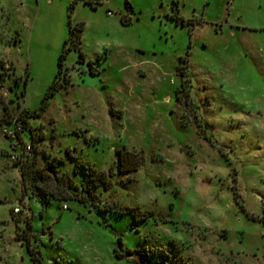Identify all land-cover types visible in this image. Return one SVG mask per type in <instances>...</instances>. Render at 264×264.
<instances>
[{"label":"rangeland","instance_id":"374dc122","mask_svg":"<svg viewBox=\"0 0 264 264\" xmlns=\"http://www.w3.org/2000/svg\"><path fill=\"white\" fill-rule=\"evenodd\" d=\"M92 1L0 0V117L41 106L68 5L94 70L70 50L68 86L22 135L76 197L24 199L0 134V264H32L27 247L41 264H264V0Z\"/></svg>","mask_w":264,"mask_h":264},{"label":"trees","instance_id":"16d2710c","mask_svg":"<svg viewBox=\"0 0 264 264\" xmlns=\"http://www.w3.org/2000/svg\"><path fill=\"white\" fill-rule=\"evenodd\" d=\"M85 4H88L91 8H96L97 5H99L98 1H92V0H83ZM72 7L71 5H68L67 7V38L63 41L61 50L59 52L58 58H57V73L53 76V78L50 81V84L48 85L47 91L44 94V96L41 99V106L38 108V110L28 112L25 109H21L19 112H17L16 117L17 121L20 123L21 128V136L23 135V131L25 129H28L32 134L31 127L29 126V123L27 121L28 118L32 117H39L42 111L44 110L45 106L47 105V101L50 97H52L61 87L68 86V79L64 78V75H61V68H62V62L65 59L67 53L70 50H74L77 52L78 55V63H85L88 67V72L90 74H94V70L92 68V63L89 60H86L85 54L80 50V35L83 30V23L78 22L73 25H71L69 21V12ZM127 9L130 11L131 9L127 6ZM175 13V12H174ZM172 20H174L175 24H180L181 26L185 25L184 21L181 20L179 17H172ZM125 23V20L122 21ZM128 22V21H127ZM7 69H4V64H0V75L3 74L2 72ZM13 114L5 112L2 113L0 117V125L1 124H8L9 119ZM30 145V156L28 159L21 165H13L14 167H17L20 171L22 186H23V194H25V191H33V190H41L42 194L44 196H48L49 198H53L56 200H66L71 199V197H76L74 194L75 187H73L70 179L68 178H62L55 174V171L53 170V167L45 168L41 171L35 168V158H36V152L35 147L31 144ZM123 158L119 155L118 157V167L119 172H126L128 169L126 167L124 168L122 166ZM81 168L84 173L89 177H102V173H96L93 169L84 167L81 163H76L75 169ZM47 180H50L49 185H45V182ZM40 184L44 185L43 187L40 186ZM37 201L41 202L42 209L44 207V201L40 200L39 197H37ZM82 199V197H79V200ZM82 202V201H79ZM107 210L115 212L117 214H124L125 212H130L134 217L137 216V212L134 209L127 208V207H120L117 209L107 208ZM31 226L26 223V230H30ZM118 244L121 245L120 240L118 241ZM27 253L29 257V261L32 264H41V261L39 259L38 252L35 251L32 247H27ZM117 258H120L121 255L115 254ZM140 262L139 264L143 263V260H145L146 256L139 255ZM137 259V257H136ZM138 262V261H137Z\"/></svg>","mask_w":264,"mask_h":264},{"label":"built area","instance_id":"2783aa9c","mask_svg":"<svg viewBox=\"0 0 264 264\" xmlns=\"http://www.w3.org/2000/svg\"><path fill=\"white\" fill-rule=\"evenodd\" d=\"M108 15H110L108 13ZM4 69H8V65L4 64ZM20 123L17 121L16 115H12L8 124L0 125V134L3 138L12 141V149L14 152L7 154V158L11 165L21 166L30 156V145L22 140ZM62 209H65L63 206ZM26 210V209H25ZM29 209H27L28 212ZM18 208L13 209V213H19Z\"/></svg>","mask_w":264,"mask_h":264},{"label":"crops","instance_id":"0c3cea01","mask_svg":"<svg viewBox=\"0 0 264 264\" xmlns=\"http://www.w3.org/2000/svg\"><path fill=\"white\" fill-rule=\"evenodd\" d=\"M175 14H176L175 17H178V16H179V15H178V10H177V9L175 10ZM261 29H262V28H260L259 30H261ZM249 30L255 32V31H257V28L250 27V28L248 29V31H249ZM4 61H5V60H4ZM6 61H7V60H6ZM7 62H8V61H7ZM8 63L10 64V62H8ZM22 137H23V136H22ZM15 168H16V167H15ZM23 195L25 196L24 199H26V195H25V194H23ZM24 199H23V200H24ZM28 215H29V210H28Z\"/></svg>","mask_w":264,"mask_h":264}]
</instances>
